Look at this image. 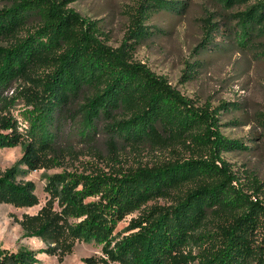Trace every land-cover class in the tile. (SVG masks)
<instances>
[{
  "label": "trees",
  "instance_id": "1",
  "mask_svg": "<svg viewBox=\"0 0 264 264\" xmlns=\"http://www.w3.org/2000/svg\"><path fill=\"white\" fill-rule=\"evenodd\" d=\"M7 1L0 8V147L19 145L23 153L0 168V203L38 204L34 182L20 176L85 151L115 155L149 146L188 155L49 175L44 204L18 220L23 237L45 246L0 247V264H38L39 252L62 261L79 241L102 245L85 264H264V201L237 186L240 177L221 156L245 146L222 136L215 112L133 58L135 44L153 35L150 15L183 1L138 0L118 47L99 38L95 21L67 8L73 0ZM218 1L230 7L250 0ZM234 16L238 45L247 47L255 32L264 36V0ZM203 21L207 49L217 26ZM257 119L264 129V112ZM159 199L167 203L148 204ZM136 210L127 233H114L116 221Z\"/></svg>",
  "mask_w": 264,
  "mask_h": 264
},
{
  "label": "rangeland",
  "instance_id": "2",
  "mask_svg": "<svg viewBox=\"0 0 264 264\" xmlns=\"http://www.w3.org/2000/svg\"><path fill=\"white\" fill-rule=\"evenodd\" d=\"M137 1L73 0L67 8L86 20L95 21L99 38L112 47H118L125 39L130 12ZM182 1L176 9H162L150 15L147 24L153 35L135 44L133 58L154 75L163 77L180 96L217 114L222 136L245 146L221 154L240 177L237 186L264 201V129L257 119L258 113L264 112V36L253 33L247 47L235 41V32L239 27L234 15L244 10L252 0L230 7L218 0ZM9 3L0 0V8L9 6ZM205 17L210 18L211 27L217 26V30L215 43L202 49ZM223 103L226 107H221ZM20 106L14 109L19 119ZM22 153L19 145L0 147V168L13 165ZM174 155L149 146L138 150L127 148L115 155L105 151L100 155L85 151L77 158L66 159L60 167L28 171L20 178L34 182L38 204L14 207L0 203V247L11 251L20 248L38 251L45 246L37 237H23L18 220L25 213H36L44 204L47 198L44 188L49 175L65 170L92 175V168L109 172L112 167L138 163L150 165ZM178 155L188 154L182 150L175 156ZM166 203L162 199L148 202L149 205ZM138 214L136 210L116 221L114 233H127L130 220ZM101 247L96 242L79 241L62 261L56 256L39 252L38 264H85L83 258L101 255Z\"/></svg>",
  "mask_w": 264,
  "mask_h": 264
}]
</instances>
